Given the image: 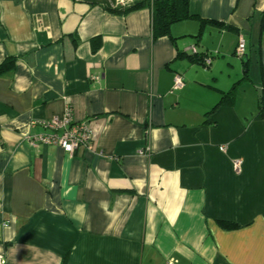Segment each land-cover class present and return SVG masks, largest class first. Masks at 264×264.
Returning <instances> with one entry per match:
<instances>
[{
    "label": "crops",
    "instance_id": "0c3cea01",
    "mask_svg": "<svg viewBox=\"0 0 264 264\" xmlns=\"http://www.w3.org/2000/svg\"><path fill=\"white\" fill-rule=\"evenodd\" d=\"M262 12L189 0L190 17L154 38L148 8L0 0L7 264H264ZM67 107L91 124L88 144L31 140V122Z\"/></svg>",
    "mask_w": 264,
    "mask_h": 264
},
{
    "label": "built area",
    "instance_id": "2783aa9c",
    "mask_svg": "<svg viewBox=\"0 0 264 264\" xmlns=\"http://www.w3.org/2000/svg\"><path fill=\"white\" fill-rule=\"evenodd\" d=\"M132 0H115L114 5H126ZM187 51L190 53H196L197 49L195 45H190L187 47ZM235 55L240 58L245 56V40L242 35L239 36ZM204 60L207 62L210 58ZM182 86V78L177 75L173 81V90L180 89ZM39 126L43 129V132L32 134V141H39L43 144H54L60 146L65 151L71 153L78 145H86L93 139L94 130L91 124L84 120L73 119L71 109L67 107L64 113L57 116H52L48 119H43L40 121L31 122L30 126ZM223 149L224 147H220ZM240 166V161L234 162V167ZM0 264H7L6 258L3 254H0ZM76 264V263H68ZM164 264H173L169 261L164 262Z\"/></svg>",
    "mask_w": 264,
    "mask_h": 264
},
{
    "label": "trees",
    "instance_id": "16d2710c",
    "mask_svg": "<svg viewBox=\"0 0 264 264\" xmlns=\"http://www.w3.org/2000/svg\"><path fill=\"white\" fill-rule=\"evenodd\" d=\"M91 4H100L105 6L111 11L117 13H126L129 11L137 10L140 8H148L150 10L151 17V32L152 36L158 37L163 35H169L170 26L178 21L187 19L190 17L189 13V0H133L126 5H114L115 0H87ZM260 30L264 32V12L260 14ZM189 58L192 61H200L205 63L206 56L209 53H196L187 52ZM9 63V62H8ZM0 65V72L5 65Z\"/></svg>",
    "mask_w": 264,
    "mask_h": 264
}]
</instances>
